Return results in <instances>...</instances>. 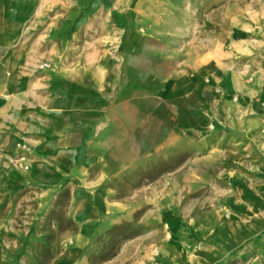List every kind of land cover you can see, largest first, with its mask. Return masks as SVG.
<instances>
[{
	"label": "crops",
	"instance_id": "0c3cea01",
	"mask_svg": "<svg viewBox=\"0 0 264 264\" xmlns=\"http://www.w3.org/2000/svg\"><path fill=\"white\" fill-rule=\"evenodd\" d=\"M157 1L0 0V208L28 187L39 195L66 189L79 240L87 238L96 218L129 214L115 183L207 129L203 99L216 87L214 60L184 71L133 31L163 26L159 15L138 20L173 8ZM23 142L28 171L12 163ZM15 228V220H0V247H17ZM79 254L67 250L58 263Z\"/></svg>",
	"mask_w": 264,
	"mask_h": 264
},
{
	"label": "rangeland",
	"instance_id": "374dc122",
	"mask_svg": "<svg viewBox=\"0 0 264 264\" xmlns=\"http://www.w3.org/2000/svg\"><path fill=\"white\" fill-rule=\"evenodd\" d=\"M179 1L158 0L173 8L138 20L159 15L163 26L133 31L184 71L214 60L207 129L115 183L129 214L96 218L81 240L66 189L9 193L0 220L16 221L18 244L0 247L1 264L20 251L21 264H59L67 250L80 254L65 264H264V0Z\"/></svg>",
	"mask_w": 264,
	"mask_h": 264
},
{
	"label": "built area",
	"instance_id": "2783aa9c",
	"mask_svg": "<svg viewBox=\"0 0 264 264\" xmlns=\"http://www.w3.org/2000/svg\"><path fill=\"white\" fill-rule=\"evenodd\" d=\"M41 67L49 68V64L43 63ZM17 148L21 151L17 156H15L12 159V163L16 168H19L22 171H28L30 169L29 164H28V157H27L29 146L25 142H23L22 144H18Z\"/></svg>",
	"mask_w": 264,
	"mask_h": 264
},
{
	"label": "trees",
	"instance_id": "16d2710c",
	"mask_svg": "<svg viewBox=\"0 0 264 264\" xmlns=\"http://www.w3.org/2000/svg\"><path fill=\"white\" fill-rule=\"evenodd\" d=\"M66 192H68V190H65Z\"/></svg>",
	"mask_w": 264,
	"mask_h": 264
}]
</instances>
